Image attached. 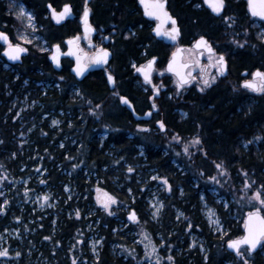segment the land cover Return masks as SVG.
Instances as JSON below:
<instances>
[{"label":"trees","instance_id":"obj_1","mask_svg":"<svg viewBox=\"0 0 264 264\" xmlns=\"http://www.w3.org/2000/svg\"><path fill=\"white\" fill-rule=\"evenodd\" d=\"M35 1L46 8L48 0ZM168 1L183 28L184 40L190 43L191 37L199 35L212 39L227 56L229 70L204 91H200L202 85L181 90L174 86V99L163 93L161 112L149 122L132 118L99 71L78 82L68 68L57 71L39 58L36 54H42L36 48L30 49L23 69L12 72L0 61V176H6L0 182V205L9 201L0 214V235L4 234L0 249L7 248L9 255L0 257V264H73L74 258L76 264H156L155 256L145 255V244L137 232L145 233L156 246L161 264H173L167 260L169 255L174 264H243L244 258L226 245L243 235L247 214L259 207L249 198L264 184V93L242 84L254 70L264 72V39L258 35L264 23L256 25L248 12V0H225L219 15L204 0ZM135 2L94 3L96 28L111 26L107 21L112 19L118 31L126 30L128 38L117 41L114 61L118 75L127 83L133 79L131 62L143 63L156 55L162 67L168 55L145 26L139 28L142 20ZM4 8L0 0V26L10 19ZM225 16L235 22L229 26ZM38 20L40 25L48 23L42 16ZM195 26L199 28L192 30ZM40 31L50 44L55 41L49 26ZM65 31L66 27H57L56 32ZM43 83L50 85L44 88ZM120 91L131 98V89ZM27 94L38 104L21 107L19 102ZM45 114L56 115L60 123L52 126ZM159 120L164 121L166 131L160 130ZM21 133H26L23 143L18 138ZM173 135L181 139L172 140ZM196 136L202 144L190 145L191 156L185 155L184 143ZM221 161L228 175L218 177L220 183L214 184L208 177L217 175L214 162ZM129 166L134 169L131 173ZM154 174L167 177L172 191L152 180ZM246 182L252 189L245 193ZM154 186L160 187L164 203L157 221L148 203ZM47 189L52 194L42 207L37 195L42 198ZM213 189L230 201L227 209L215 201ZM105 193L117 200L111 206L112 215L97 199H105ZM203 195L220 214L226 233L215 232L204 217ZM132 210L139 223L129 220ZM178 211L183 215L179 217ZM90 226L102 237L98 255L88 246ZM192 235L202 238L205 253L190 244ZM245 256L253 264H264V246Z\"/></svg>","mask_w":264,"mask_h":264},{"label":"snow or ice","instance_id":"obj_2","mask_svg":"<svg viewBox=\"0 0 264 264\" xmlns=\"http://www.w3.org/2000/svg\"><path fill=\"white\" fill-rule=\"evenodd\" d=\"M206 4H208L212 11L219 15L225 6V0H204ZM140 3L145 5V11L146 15L154 16L159 21H161L160 24H157V27L154 29L157 35H163L168 37L169 39L175 41L177 40L179 36V29L176 27V21L173 19L166 11H164V5L161 2V0H152L151 2V10H149V0H140ZM249 8L251 10V13L253 16H259L261 18H264V0H260L259 2V10H257L256 7V0H248ZM10 7H16L15 0H13V3L10 5ZM48 9H50L51 17L54 19L57 23H60L61 21L65 20L71 15L72 7L70 4H64L62 9L60 11H57L51 4H48ZM90 9L87 7V0H85V7L83 11L82 20L84 23V33L87 37L89 33L95 31L94 28L89 24V17ZM17 17L20 19H26L27 23L25 25V28H30L33 30V32L36 30L35 25V17L30 12L27 11L23 5L19 6V11L16 13ZM225 22H228L229 26H231V23H234V18L225 16L224 17ZM171 22L172 28L169 31H161V25L165 24L167 22ZM261 39H264V32H261L258 34ZM20 40L24 41L25 43L31 44L32 40L28 39L27 35H22L19 37ZM39 39V37H37ZM81 39V37L77 36L73 39H70L66 41V43L70 46L69 52L67 55L75 56L76 57V67L73 69L75 74L77 76H83L84 72L88 69L91 65H100V64H106L108 62V57L110 55L109 51L105 48H99L96 51V54L94 56H88L87 54L81 55L82 50L79 49L78 44L75 48L71 47L74 43L78 42ZM0 41H3L7 47L5 48V55L10 59L14 61H18L21 58V55L26 53L28 49L26 47H23L20 43L13 44L12 40L8 36L7 32L0 31ZM237 44L238 47H243V44H240L238 41H233ZM196 50H199V55L203 56L205 52H207V58L210 62V66L215 67L218 71L219 75H224L227 71V60L224 55L217 54L215 49L212 47V45L208 42V40L201 36L194 44L193 46ZM53 54L50 57L52 61L55 62L56 66H60V56L61 48L60 45H54L53 46ZM42 51H48V49H41ZM183 51L182 49H178V52ZM176 53H173V59L169 61L168 64V71L175 73L177 79H176V86L178 89L185 88L186 85L190 84L195 77L191 76V73L189 71H185L186 69H189L190 67L199 66V60L193 61L192 65H189L188 63L181 62L177 64L176 62ZM157 58L153 56L150 60L146 62V64L141 65L140 67H136L134 64L133 67L136 68V71L141 73L143 75L144 81L147 84H150L152 87L153 95L150 98L152 100V109L156 108L155 100L158 98L159 93L161 91L162 85L158 86L156 84H152V78L151 74L154 70V66L156 63ZM86 61V62H85ZM163 73H161L162 75ZM201 74H202V80H201V88L200 91H204L206 87H210L211 83L214 82L215 77H212L209 79L204 74V69L201 68ZM252 79L251 80H244L243 81V87L245 89H249L254 92H260L264 93V72H261L259 69L256 70L254 73L251 74ZM108 81L112 84H115V78L109 73L108 74ZM61 80H63V77H60ZM118 95V94H117ZM122 103L125 104H131V102L128 100L127 97H120ZM99 108V105L96 106ZM93 114H96L93 110ZM147 116H151L152 112L149 111L145 113ZM186 115V114H185ZM60 121L53 120V125H58ZM157 124L159 125V128L161 131H166V125L164 121L159 120L157 121ZM107 127V126H106ZM148 129H141V131H147ZM181 138L178 135H173L172 140L179 141ZM2 143V141H0ZM251 143V142H249ZM202 144L201 139L196 136L192 138L187 143H184L183 146V152L185 155L191 156V153L189 152L190 145H200ZM63 147V145H61ZM15 155V154H13ZM177 155H180V153H177ZM204 156H207V152L204 153ZM2 167V165H0ZM74 167H76L74 165ZM214 167L217 170V175L209 176L208 180L214 184L220 183V178L227 176L228 172L226 167L224 166V162L221 161L219 163L214 162ZM127 171L129 173L133 172L134 169L129 166L127 168ZM201 175H203V172H201ZM243 175L247 177V173L244 172ZM6 176H0V182H2ZM152 180L160 181L166 191L171 192L172 191V185L169 183L167 177H161V176H152ZM41 183H45V181H41ZM252 189V184L250 183H244L243 190L245 193ZM27 189L25 190V194H27ZM99 191V190H98ZM131 192V189L128 190ZM181 193L183 194V190H181ZM3 195V192H0V196ZM105 199L101 200L98 196L97 199L100 200L102 203L104 209L108 211L109 215H112L111 212V206L113 204L117 203V200L115 197L105 193ZM49 195H44L42 198L37 197V200H42L41 206L43 207V204L48 202ZM134 199V198H133ZM203 199V197H201ZM255 201L258 203L259 207H255L254 211H250L247 214V219L245 221V229L246 234L238 239L229 240L228 241V247L232 248L236 251V254L243 259V264H248V259L245 258L246 252L250 253L254 251L258 246H264V215H261V208L264 207V184L260 185L253 191V195L249 198V202ZM9 203L7 199L4 200L3 204L0 205V214H2L5 211V206ZM155 211L153 213V218H156L159 213L160 209L164 207L163 202L159 200H155V202L151 205ZM225 206H227L225 204ZM182 216L183 213H180ZM215 213L212 210H209L208 216L210 218V222L215 223L217 226H219V220L215 219L212 220L211 218L214 217ZM76 216H80L79 210L76 211ZM129 220L134 221L136 223H139V217L137 216V213L135 210H132L129 212L128 215ZM19 219V218H17ZM179 219V217H178ZM189 228L192 227L191 224L188 225ZM145 239H148L147 235L145 234ZM45 239H51V237H45ZM80 243H83V241H80ZM195 240L193 241V246H195ZM151 247V250L148 251L147 249ZM242 247H244V251H242ZM146 249V256H155L156 257V264H161L160 257L157 255V248L155 245L151 243L149 240L148 244H145ZM93 250L95 251V244L93 245ZM21 253L16 252V256H20ZM9 255V251L7 248L0 249V257H7ZM168 261H172L174 264V258L169 255L167 257ZM73 264H76L75 258L73 259Z\"/></svg>","mask_w":264,"mask_h":264},{"label":"flooded vegetation","instance_id":"obj_3","mask_svg":"<svg viewBox=\"0 0 264 264\" xmlns=\"http://www.w3.org/2000/svg\"><path fill=\"white\" fill-rule=\"evenodd\" d=\"M22 1H23L24 5L29 9V11H31V13L34 15L35 22L40 28L39 34H40V37L42 39L40 41L41 44L38 41H33L31 44H28V43H25L19 39V35L17 33H15V31L18 32V30H19L18 28H19V26L22 25V21L20 20V18L16 17L17 15L12 10V7H10L11 4L8 1L2 0V5L5 6L4 11H5L6 15L10 17V19H9V21L3 22V25L0 26V31L7 32L8 36L12 40L13 44L20 43L23 47H26L28 49V51L26 53L21 55L20 60L18 62L14 63L12 61H9L4 56L3 51L5 50L7 45L3 41H0V61L2 62L3 67L9 68L12 72H14L15 70H18V69H23V67H21V64L24 63L26 57H29V53L31 51L30 49L36 48V50L39 51L38 53L42 54L41 56H39L38 54H36V55L39 58H44L47 61V63L50 64V66L53 69H55L53 64H52V60L50 58V55L54 51L53 46L59 44L60 48H61V53H66L68 50V45L66 43L67 39H73L74 37L79 36V37H81V39L78 42L74 43L73 45L76 46L78 44L79 49L82 50V52H81L82 55L87 54L88 56H94L96 54V51L99 48H105V49L110 50L112 55H111V58L108 59V62L106 64H102L99 69L93 70L92 67L95 65L89 66L87 75H85L82 80H78V82H81L84 79H86V77H88L92 72L99 71L100 73H102L105 76L106 81L108 83L107 74H109V73L113 74L115 77V85L112 88H111V86H109V84H108V86L111 90H113V92H114L113 94L119 98L120 104L122 106H124L131 113L132 118L137 122H149L155 116H157V114H159V112H161L160 97L162 96L163 93H166L167 98H171V99L175 98L176 91L174 90L175 89L174 86L176 85L177 77L174 73L167 70V63L171 57L172 52L178 46H180V45L183 46V51H184V58L183 59H184V61H191L193 63V61H195L197 59L199 60V66L190 67L189 69H187V71H189L191 73V76L195 77V79H193L192 82L190 84L186 85L185 88H183V89H189V88L194 87V85H198V83H196V82L201 81L203 78L202 74H201V68L204 69V74L209 79H211L212 77H215L214 81L220 80L223 76L228 74L229 60L224 53H220L218 51L215 44L212 42V39H209L206 36L208 39V42L213 46L216 53L224 55L226 60H227V71L225 72L224 75H219L217 69L215 67L210 66V62L207 58V52H205V54L203 56H200L199 50H196L193 47V43H194L195 39L198 37H201V36H205V35H199V36H196L195 38L191 37L190 43H188L184 40L183 28L180 24V21L176 15V13L174 12V10H173V8H172V6L168 0H165L166 1L165 11L169 15L175 16L177 18V25L179 27V36L177 38V41L174 43H171V42L166 43L165 42V36H162V38H158L156 35H154L153 30L157 26V24H159L161 21H159L154 16L146 15L144 5L140 3V0H136L135 3L137 5V7L139 8V13L141 16L140 20H142V22L138 24L139 28L141 29V28H143V26H145L146 31L150 32L152 38L155 41L160 42L158 44H162L160 46H162L163 51H166L168 54L166 57V60H165V65H163L160 68H159V63H158L159 62L158 56L153 55L157 58V60H156L155 66H154V70L152 71V74H151L152 81H153V83L158 82V78L161 76L158 77L157 75L158 74L160 75V73H163L162 74L163 77L159 78V80L161 82H163L164 87L161 88L159 96L155 100L156 108L152 109V107H151L152 100L150 98L153 95V91L151 92V90H150L151 86L149 84L145 83L143 75L141 73L137 72L136 68H134L133 65L135 64L136 67H140L141 65L146 64V62L148 60H150L153 56L147 58L145 60V62H143V63H138L137 61L131 62V64L129 65V68L131 70V75H132L133 79L130 83L124 82L123 81L124 78L122 79V76L120 77L117 73L118 72V66L115 65V61H114L115 57H116L114 49H116L117 41L120 40L121 37L124 39L128 38L126 30L118 31V28L116 27V25H114L116 23L112 19L107 21L108 23L111 24V26H109L107 28H101L100 30L98 28H96L95 18H94L95 0H87V7L90 9V14L88 17L89 24L92 26V28L95 29V31L89 33L87 37L85 36V33H84V23L82 20L83 11H84V7H85V0H53V1L48 0L45 2L46 8L40 7V4H37V2L35 0H28V3H26L24 0H22ZM161 1H164V0H161ZM151 2H152V0H149V4H151ZM259 2H260V0H256L257 10H259ZM48 4H51L57 11H60L64 4H70L72 7V12H71L70 17L68 19H66L65 21H61L60 23H57L51 17L50 9H48V7H47ZM205 6H206V4H205ZM208 8H210V7H208ZM149 10H151L150 6H149ZM210 10L212 11L211 8H210ZM248 12L250 13V15L253 18H255L256 22L258 21V23H264V20L262 18H260L259 16H253L252 15L251 10L249 8V4H248ZM13 14H15V15L12 16ZM39 16H42L45 20L47 19L48 23L40 25L38 23V21H39L38 17ZM115 20H118V19H115ZM45 26H49L52 29V31L49 34L53 37H56L55 41L52 44L49 43V40L46 37V35L42 31H40V30L44 29ZM57 27H61V28L66 27V30H68V31H65V33L61 34V32H56ZM171 28H172V24L169 21V22L163 24V27H162L163 30L162 31H169ZM130 29H132V28H130ZM134 32H135V30H134ZM149 45L153 47L154 42H152V40H151ZM165 45L169 48V50L167 49V47H165ZM41 49H48V51H42ZM163 53H165V52H163ZM190 53H192V54H190ZM61 65H62V68L60 70H63L64 67L68 68V70L73 74V76H75V78H77L76 74L73 72V68L75 66V61L73 59H71L68 55H63L61 58ZM55 70H57V69H55ZM60 70H57V71H60ZM253 72L249 73V75L246 76L242 80V82L246 79H251L252 78L251 74ZM123 77H125L126 81L128 80L127 76L123 75ZM196 79H197V81H196ZM144 85H147L148 88L145 87ZM198 86H200V85H198ZM123 88L131 89V92H132L131 98H130V96H128V94H123L120 91ZM141 91L147 92L148 95L147 96L143 95L145 93H142ZM120 97L129 98L130 101L134 105L135 111L140 115H144L148 111H151L152 112L151 119H149V120H137V119H135L131 110L126 105H123L121 103L122 101H121ZM143 127H147V126L144 125Z\"/></svg>","mask_w":264,"mask_h":264},{"label":"rangeland","instance_id":"obj_4","mask_svg":"<svg viewBox=\"0 0 264 264\" xmlns=\"http://www.w3.org/2000/svg\"><path fill=\"white\" fill-rule=\"evenodd\" d=\"M6 1H8L10 4H12L13 3V0H6ZM15 4H16V7H12V10L14 11V13L16 14L18 11H19V6L20 5H23V7L27 10V11H29V9L24 5V3H23V1L22 0H15ZM31 12V11H30ZM15 14H13V15H15ZM17 17V16H16ZM21 21H22V25L21 26H19V30H18V32L17 31H15V33H17L18 35H19V37L20 36H22V35H27V37H28V39H30V40H32V42L33 41H38V42H40L42 39H41V37H40V34H39V26L36 24V22H35V25H36V30L33 32V30L32 29H30V28H25V25H26V23H27V21H26V19H20ZM256 25H260V23H258V21L256 22ZM197 28H199V26H195V27H193V29L192 30H195V29H197ZM261 32H264V27L263 26H261V28H260V31H259V33H261ZM17 35V36H18ZM37 37H39V39H37ZM24 42V41H23ZM40 44H41V42H40ZM190 54H192V53H190ZM160 68V67H159ZM158 77L159 76H161V77H159V78H162L163 76L161 75V73H160V75L158 74L157 75ZM159 78H158V82H154L153 83V81H152V84H156V85H158V86H160V85H162V87L161 88H163L164 87V85H163V82H161L160 80H159ZM199 80V79H198ZM195 81V80H194ZM196 81H197V79H196ZM195 81V82H196ZM196 83H198V85H200L201 86V81H197ZM44 85V88H47L50 84L49 83H44L43 84ZM150 85V84H149ZM145 87H147L148 88V86L147 85H144ZM151 86V85H150ZM175 87H177L176 85H175ZM151 91H152V87H151V89H150ZM78 92V91H77ZM19 104H21V107H33L34 105H36V104H38V101L37 100H30V97H29V94H27V95H25L21 100H20V102H19ZM23 108H21V109H23ZM46 116H49V118H50V124L53 126V124H52V121L53 120H57L58 121V119H57V117H56V115H53V114H51V115H48V114H45L44 115V117H46ZM102 136H103V138L105 137V133L104 134H102ZM18 138H21V142L20 143H23L24 142V140H25V138H26V133H21V134H19V136H18ZM153 176H157L156 174H154ZM159 189H160V187H158V186H154L153 188H152V190H151V193H150V195H149V200H148V203H149V210H150V213H151V215H152V218H153V213H154V211H155V209L151 206L154 202H155V200H159V201H162L161 200V192L159 191ZM68 188H66V191L68 192ZM161 191H162V189H161ZM46 194H48L49 196H51V194H52V192L49 190V189H47V193ZM212 194H213V198L215 199V201L216 202H218V203H220V202H222L223 203V205H224V208L225 209H227L228 208V205H229V203H230V201L225 197H222V196H219L218 195V192H217V190L216 189H213L212 190ZM39 196V194L37 195V197ZM201 197H203V199H201L202 200V204H203V214H204V217L208 220V222H209V224H210V226L215 230V232H217V231H220V232H222V233H226V230H225V228H224V223H223V220H222V218H221V216H220V214L217 212V210L215 209V207L213 206V205H211L210 203H208L206 200H204V195L203 196H201ZM49 201V200H48ZM49 204V203H48ZM225 204L227 205V206H225ZM163 205H164V203H163ZM209 210H212L214 213H215V215H214V217H212L211 219L212 220H215V219H218L219 220V226H217L215 223H212V222H210V218H209V216H208V212H209ZM162 211H163V208H161L160 209V213H159V215L156 217V218H153V220H155V221H157L158 219H159V217H160V215H161V213H162ZM178 213V216L180 217L181 215H180V213H181V211H178L177 212ZM244 225H245V222H244ZM90 230H91V232H90V234H89V239H88V246H89V249H90V251H91V253L92 254H94V255H98L99 254V248H100V246H101V244H102V237H101V235H100V233L99 232H97L96 231V228H95V226H90ZM9 233L11 232V231H8ZM15 233H16V231H15ZM135 235H137V238H140L139 239V241L141 240V236H142V244H148L149 243V241H148V239H145L144 237H145V233H141V234H139L138 232L137 233H135ZM4 239V234H2V235H0V242H2V240ZM195 240V246H193V241ZM229 241V240H228ZM190 244H192V246L193 247H198L199 248V250H200V252L201 253H205V247H204V243H203V240H202V238L201 237H198V235H192L191 236V238H190ZM228 243V242H227ZM95 244V251L93 250V245ZM245 258H247L246 256H245ZM250 261L248 260V263H249Z\"/></svg>","mask_w":264,"mask_h":264},{"label":"water","instance_id":"obj_5","mask_svg":"<svg viewBox=\"0 0 264 264\" xmlns=\"http://www.w3.org/2000/svg\"><path fill=\"white\" fill-rule=\"evenodd\" d=\"M162 3H163V5H164V11H165V5H166V1L164 0V1H161ZM206 5H208V4H206ZM149 6H150V9H151V4H149ZM209 6V5H208ZM144 9H145V5H144ZM171 16V15H170ZM70 17V16H69ZM68 17V18H69ZM173 19H175V21H176V27L179 29V27H178V25H177V18L175 17V16H171ZM68 18H66V19H68ZM261 18V17H260ZM65 19V20H66ZM263 20H264V18H262ZM65 20H63V21H65ZM161 23V22H160ZM159 23V24H160ZM157 27V26H156ZM155 27V28H156ZM162 27H163V24L161 25V31L163 30L162 29ZM154 28V29H155ZM163 32V31H162ZM153 33H154V35H156L158 38H162V36L163 35H157L156 34V32L153 30ZM203 37H205L206 39H207V37L206 36H203ZM200 37H198V38H196L195 39V41H194V43H193V46H194V44H195V42L199 39ZM68 40H70V39H67V41ZM208 40V39H207ZM177 40H175V41H173V40H171V39H169L168 37H166L165 36V42L166 43H174V42H176ZM68 45V44H67ZM69 45H68V50H67V52H66V55H67V53L69 52ZM71 47H73V48H75L76 46L75 45H72ZM213 47V46H212ZM178 49H182L183 50V46H178L173 52H172V54H171V57H170V59H169V61L170 60H172L173 59V53H176L177 55H176V62H177V64H179V63H181V62H184V63H188L189 65H191L192 64V62L191 61H184V51H180V52H178ZM5 53V50L3 51V54ZM110 53V52H109ZM53 54V53H52ZM52 54L50 55V57L52 56ZM82 55V54H81ZM4 56L9 60V61H12V62H14V63H16V62H18V61H14V60H10L5 54H4ZM71 59H73L75 62H76V57L75 56H71V55H68ZM83 56V55H82ZM109 57H110V55H109ZM108 57V58H109ZM169 61H168V63H167V69H168V64H169ZM52 64H53V66H54V68L55 69H57V70H60L61 68H62V65H61V59H60V66L59 67H57L56 66V64H55V62L54 61H52ZM101 65L102 64H100V65H96V66H94L93 67V70H96V69H99L100 67H101ZM75 67H76V65H75ZM74 67V68H75ZM73 68V69H74ZM185 71H187V69L185 70ZM87 73H88V69L84 72V75L83 76H77V78H78V80H82L83 79V77L85 76V75H87ZM173 73V72H172ZM175 74V73H174ZM107 76H108V74H107ZM109 82V81H108ZM109 84H110V86H111V88L113 87V84L112 83H110L109 82ZM122 103V102H121ZM123 104H125V103H123ZM127 106H128V108L131 110V112H132V114H133V116H134V118L135 119H137V120H149V119H151V117H152V115L151 116H147V115H140V114H138L136 111H135V108L132 106V104H126ZM149 112V111H148ZM246 234V229H245V227H244V232H243V236ZM238 239V238H237ZM227 249L230 251V252H233V253H235L236 254V251L234 250V249H232V248H229L228 247V243H227ZM243 248V247H242ZM260 248H261V246H258L254 251H252L251 253L252 254H254V253H256V252H258L259 250H260ZM248 264H253V263H248Z\"/></svg>","mask_w":264,"mask_h":264},{"label":"bare ground","instance_id":"obj_6","mask_svg":"<svg viewBox=\"0 0 264 264\" xmlns=\"http://www.w3.org/2000/svg\"><path fill=\"white\" fill-rule=\"evenodd\" d=\"M205 4H206V3H205ZM206 6H207V7H210V6H208V5H206ZM210 8H211V7H210ZM107 50H108V49H107ZM108 51L110 52V57H109V58H111L112 53H111L110 50H108ZM63 55H66V53H62V55L60 56V59L62 58ZM109 58H108V59H109ZM75 65H76V62H75ZM95 66H96V65H95ZM74 67H75V66H74ZM93 67H94V66H93ZM93 67H92V69H93ZM256 70H258V69H256ZM256 70H255V71H256ZM259 70H260V69H259ZM255 71H254V72H255ZM260 71H261V70H260ZM73 72H74V71H73ZM254 72H253V73H254ZM261 72H262V71H261ZM74 73H75V72H74ZM111 75L114 77L113 74H111ZM114 78H115V77H114ZM76 79H77V78H76ZM251 79H252V78H251ZM251 79H247V80H251ZM77 80H78V79H77ZM108 84H109V82H108ZM242 84H243V82H242ZM114 85H115V84H113V87H114ZM109 86H110V84H109ZM128 100L130 101L129 98H128ZM130 102H131V101H130ZM122 104H123V103H122ZM131 104H132V106L134 107V105H133L132 102H131ZM123 105H126V104H123ZM126 106H127V105H126ZM127 107H128V106H127ZM246 219H247V217H246ZM245 221H246V220H245ZM242 236H243V235H241L240 237H242ZM240 237H237V238H240ZM237 238H234V239H237ZM234 239H231V240H234ZM182 248H183V247H182Z\"/></svg>","mask_w":264,"mask_h":264}]
</instances>
